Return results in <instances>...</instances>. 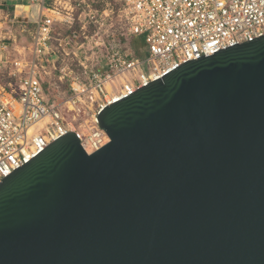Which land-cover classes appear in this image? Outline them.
<instances>
[{
    "label": "water",
    "instance_id": "95a60500",
    "mask_svg": "<svg viewBox=\"0 0 264 264\" xmlns=\"http://www.w3.org/2000/svg\"><path fill=\"white\" fill-rule=\"evenodd\" d=\"M0 184V264H264V35L107 106Z\"/></svg>",
    "mask_w": 264,
    "mask_h": 264
},
{
    "label": "built area",
    "instance_id": "2783aa9c",
    "mask_svg": "<svg viewBox=\"0 0 264 264\" xmlns=\"http://www.w3.org/2000/svg\"><path fill=\"white\" fill-rule=\"evenodd\" d=\"M31 2L38 10L32 42L9 61L18 85L0 88V184L66 133L96 152L110 141L98 119L107 106L190 60L264 35V0ZM77 25L84 34L92 29L82 44ZM59 54L69 92L55 101L43 73Z\"/></svg>",
    "mask_w": 264,
    "mask_h": 264
},
{
    "label": "rangeland",
    "instance_id": "374dc122",
    "mask_svg": "<svg viewBox=\"0 0 264 264\" xmlns=\"http://www.w3.org/2000/svg\"><path fill=\"white\" fill-rule=\"evenodd\" d=\"M4 22H6V17L0 12V23H2V25L0 26V45L2 44V42H7V41L12 42V39H10L9 34L11 30H14L13 25L8 20L6 23ZM89 27L87 28L88 29L87 32L84 34L83 32L80 31L77 25L76 30H79V34L75 38L76 42H79L80 44H82L83 42H86L85 37L90 35L92 32V29ZM66 31H67V28H64L63 30H61V34L64 35ZM29 36L30 35L28 34L26 37L29 38ZM18 37H19L18 39L20 42L24 40V37L22 35ZM137 38L143 39L144 36L139 35L137 36ZM66 51L70 52L72 50L70 48L69 49L67 48ZM81 51L82 50L78 52L79 56H81L82 54ZM4 52H7V51L5 49L3 50V52L0 50V88L1 86L9 87L10 83H12L14 86L18 85V80L12 75H10L11 63L9 62L8 58L6 59V55ZM59 55L60 56H56L54 58L52 57L50 59L51 62L45 63L46 72L43 73V82H44L46 95L50 99L55 100V101H61L64 98V96L69 92L68 82L65 80L64 81L60 80V75H61L60 68L63 67L62 66L63 59L65 57H63L64 54L63 55L59 54ZM66 58L71 60L70 63H73V58H74L73 54H71L70 56ZM68 59H66L65 61L67 62Z\"/></svg>",
    "mask_w": 264,
    "mask_h": 264
},
{
    "label": "crops",
    "instance_id": "0c3cea01",
    "mask_svg": "<svg viewBox=\"0 0 264 264\" xmlns=\"http://www.w3.org/2000/svg\"><path fill=\"white\" fill-rule=\"evenodd\" d=\"M0 12L5 15L7 20L13 25L14 30H11L9 37L12 42H2L0 50L4 52L6 59L12 60L13 55L21 50L24 45H30L32 35L36 30L37 24V6L31 0H0ZM4 22V23H6ZM2 23H0V26ZM30 35L27 38V35ZM23 36L24 40L19 41L18 36ZM3 48V50H2ZM3 53V54H4ZM4 57V56H3Z\"/></svg>",
    "mask_w": 264,
    "mask_h": 264
}]
</instances>
